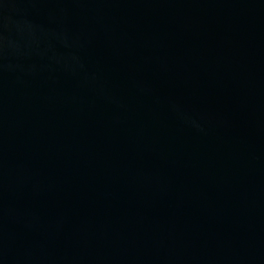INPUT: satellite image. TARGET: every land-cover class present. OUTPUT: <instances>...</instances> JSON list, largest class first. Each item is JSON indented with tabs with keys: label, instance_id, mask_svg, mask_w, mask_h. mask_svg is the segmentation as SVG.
<instances>
[{
	"label": "water",
	"instance_id": "water-1",
	"mask_svg": "<svg viewBox=\"0 0 264 264\" xmlns=\"http://www.w3.org/2000/svg\"><path fill=\"white\" fill-rule=\"evenodd\" d=\"M0 264H264V0H0Z\"/></svg>",
	"mask_w": 264,
	"mask_h": 264
}]
</instances>
